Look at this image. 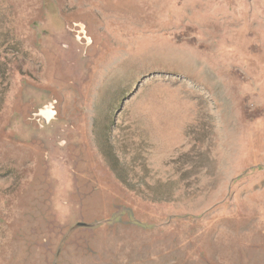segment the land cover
Returning a JSON list of instances; mask_svg holds the SVG:
<instances>
[{"label": "rangeland", "instance_id": "1", "mask_svg": "<svg viewBox=\"0 0 264 264\" xmlns=\"http://www.w3.org/2000/svg\"><path fill=\"white\" fill-rule=\"evenodd\" d=\"M0 264H264V0H0Z\"/></svg>", "mask_w": 264, "mask_h": 264}, {"label": "bare ground", "instance_id": "2", "mask_svg": "<svg viewBox=\"0 0 264 264\" xmlns=\"http://www.w3.org/2000/svg\"><path fill=\"white\" fill-rule=\"evenodd\" d=\"M42 115V114H41ZM43 116V115H42Z\"/></svg>", "mask_w": 264, "mask_h": 264}]
</instances>
